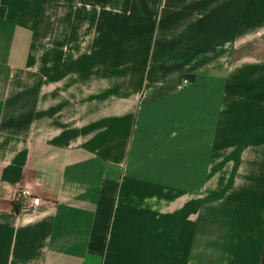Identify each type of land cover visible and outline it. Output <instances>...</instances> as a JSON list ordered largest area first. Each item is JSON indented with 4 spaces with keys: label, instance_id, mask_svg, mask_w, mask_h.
I'll list each match as a JSON object with an SVG mask.
<instances>
[{
    "label": "crops",
    "instance_id": "obj_1",
    "mask_svg": "<svg viewBox=\"0 0 264 264\" xmlns=\"http://www.w3.org/2000/svg\"><path fill=\"white\" fill-rule=\"evenodd\" d=\"M0 264H264V0H0Z\"/></svg>",
    "mask_w": 264,
    "mask_h": 264
},
{
    "label": "built area",
    "instance_id": "obj_2",
    "mask_svg": "<svg viewBox=\"0 0 264 264\" xmlns=\"http://www.w3.org/2000/svg\"><path fill=\"white\" fill-rule=\"evenodd\" d=\"M15 198L22 202L23 207L49 206L55 203L54 200L33 194L29 188H18L15 192Z\"/></svg>",
    "mask_w": 264,
    "mask_h": 264
},
{
    "label": "trees",
    "instance_id": "obj_3",
    "mask_svg": "<svg viewBox=\"0 0 264 264\" xmlns=\"http://www.w3.org/2000/svg\"><path fill=\"white\" fill-rule=\"evenodd\" d=\"M22 202L20 200L14 201L13 203V209L18 212L20 208L22 207Z\"/></svg>",
    "mask_w": 264,
    "mask_h": 264
}]
</instances>
